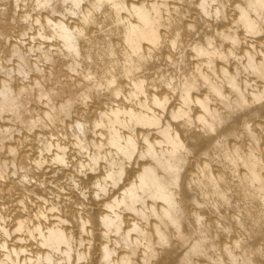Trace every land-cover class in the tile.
Returning <instances> with one entry per match:
<instances>
[{
    "label": "bare ground",
    "instance_id": "obj_1",
    "mask_svg": "<svg viewBox=\"0 0 264 264\" xmlns=\"http://www.w3.org/2000/svg\"><path fill=\"white\" fill-rule=\"evenodd\" d=\"M0 264H264V0H0Z\"/></svg>",
    "mask_w": 264,
    "mask_h": 264
}]
</instances>
